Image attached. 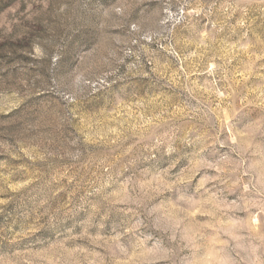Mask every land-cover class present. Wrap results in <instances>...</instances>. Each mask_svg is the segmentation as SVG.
<instances>
[{
    "label": "rangeland",
    "instance_id": "374dc122",
    "mask_svg": "<svg viewBox=\"0 0 264 264\" xmlns=\"http://www.w3.org/2000/svg\"><path fill=\"white\" fill-rule=\"evenodd\" d=\"M0 264H264V0H0Z\"/></svg>",
    "mask_w": 264,
    "mask_h": 264
}]
</instances>
